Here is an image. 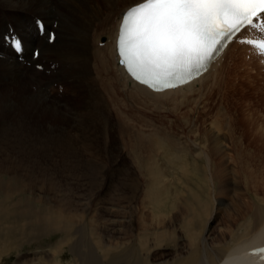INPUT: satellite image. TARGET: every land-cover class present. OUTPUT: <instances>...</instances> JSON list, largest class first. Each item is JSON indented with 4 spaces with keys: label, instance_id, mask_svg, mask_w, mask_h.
<instances>
[{
    "label": "bare ground",
    "instance_id": "bare-ground-1",
    "mask_svg": "<svg viewBox=\"0 0 264 264\" xmlns=\"http://www.w3.org/2000/svg\"><path fill=\"white\" fill-rule=\"evenodd\" d=\"M139 1L141 0H0V139L17 138L22 141L30 140L33 142L34 157L37 158L38 165L48 171V173H52L55 167L52 161L53 157L57 156L59 152H66L69 149L71 138H93L98 129H104L109 133L111 129L114 130L119 126L113 112L114 106L120 110V113H129V110L133 109L135 104H138L142 106L143 110L150 108V111L154 110L156 112V110L161 111L162 109H166L169 110L171 115L173 110L179 112L182 106L194 102V98L191 97L196 91L198 82L202 83L208 77L214 67L216 68L229 51L232 44L217 57L209 70L199 78L178 88L154 91L148 86L137 82L127 73L125 68L118 63L116 52V38L120 15L127 7ZM37 17L46 19V31L43 35H40L37 31L35 23ZM11 26L24 38L22 53L24 60H20L14 49L6 43L4 35L8 33ZM50 29H55L57 32L53 42L48 41L47 38ZM102 39H106L103 45L100 43ZM34 46L41 48L37 58L33 57ZM39 63H42V68L37 67ZM224 71L228 72L227 70L220 72L214 84L205 92L206 100H212L215 93L220 92L222 87H224ZM61 86L63 87L62 89H60ZM177 95L181 96L177 97ZM257 96V93L228 94L226 104L227 132L223 136L219 135L218 132L209 134V137L212 135L211 143L213 148L217 149V151L225 147L222 145L224 141L228 142V148L225 147V156L228 161L227 164H229L228 173H226L227 178L226 180L219 179L216 175L217 170L215 173L212 172L209 175L207 165L196 161L199 164V168L193 169L203 172L201 174L207 183L208 194L206 197L208 198L206 201L200 197L197 198L195 204L198 203L200 210L190 215L195 220L191 218L188 221L187 219L186 227L183 224H179V229L181 225V228L186 230L184 231V233L186 232V236L185 238L178 236L181 238L180 241L182 242L183 249L178 248L175 251L173 260H168V258L164 262L150 260L149 249L152 248L150 244H155V246L161 244V241L165 240V237L168 238L170 234L168 233V227L171 229V225L164 221L168 214L164 212L167 210H164L166 203L162 198V195L166 191L164 185H161L164 175L154 165L147 167V174H151L152 185H150L149 189H147L149 185L146 188L148 190L146 191L147 201H149L153 209L151 214H143L142 218L151 219L156 225H153L148 220H141L138 225L140 228V234L138 235H140L141 241L139 247L132 249H128L129 244L127 246V243L130 240L127 242L126 239H131L134 236V222L138 212L137 207H131L128 213L126 209L123 212L124 219L117 222L106 216L118 215L121 211L114 212L109 207L101 206V212H98L99 217L103 215V220H100L102 221L101 224L94 223L93 220L97 218L91 220L95 224H93L95 227H92L93 232L91 234L95 231L96 237H93L97 238V243L101 244L99 246L101 248L88 249L89 251L73 249L71 242V230L75 227L73 226V218L75 216L76 219L78 217L82 221L81 218H83L84 214L78 212L77 209L74 212L68 210L71 207L70 202L67 204L68 206L60 203V207H56L55 197L57 195L54 196L55 191L53 192L54 194L50 193L52 191V187L49 188L50 186L48 187L49 192L46 191L47 189L45 190L48 193H45L46 196H44L45 204L42 208L41 206L38 208L36 205L29 203L31 197L25 193L29 188V182L26 180L31 179V177L20 172L16 173L17 175L14 178L7 177V179L2 181L5 184H0V188L4 192L6 191L8 195L10 194L12 200L10 199L9 204L6 203L9 200L8 196L6 198L3 196L5 200L2 198L0 200V264H2V258L5 255L9 256L12 253L17 254L15 256L18 257L15 264H34V261H39L43 264L41 262L44 259L43 257H45V264H264V259L261 258L259 253L250 251L253 246L264 243V172L259 175L261 170L259 168L260 160H262L261 156L264 155V134L259 133L258 130L257 132L254 130L256 129L254 128L255 122L244 118L239 119L236 115L237 111H242L240 107H245L247 101H254ZM244 114L242 113L241 115ZM159 116L161 115H158L159 121H157L161 122L160 124L164 125L165 128L167 127L170 133L175 132L176 127H178L175 125V122L178 120L170 121L165 116ZM197 120H200V123L202 122L201 113ZM247 127H250L252 131L249 132ZM202 135L206 136L205 133L200 132L199 137ZM17 139L14 144H16ZM17 151H19V147ZM217 151L214 152L216 153ZM89 155L91 157L93 153ZM118 155L119 159L122 158L121 154ZM198 156L204 157V153L201 151ZM205 158L208 157L206 156ZM23 161L25 160L23 159ZM97 162L99 163V161ZM24 163L26 164V162ZM55 163L57 162L55 161ZM18 170L16 169L15 172ZM8 171L10 172V170ZM240 172L244 173L246 187L242 182L241 176H239ZM36 174L35 176L33 175L35 178ZM71 177L73 178L74 176ZM75 177L73 179H76L78 176ZM99 182L101 183V181ZM162 187L163 191L165 190L164 193L162 192ZM200 188L202 187L200 186ZM6 192L5 195H7ZM223 192L228 195V199L225 198L224 200V197L220 198L222 197L220 194L222 195ZM101 193L103 192L101 191ZM250 194L257 199V202L254 201L255 199L253 200ZM167 195L170 194L167 193ZM167 195L165 198L168 197ZM119 197L121 196L119 195ZM175 197L178 196L176 195ZM213 197L219 200L220 206L223 207L225 205L226 207L227 221L225 226H221L223 229H220V226L218 227L220 230H216L215 225L217 222L213 225L215 220L210 227L206 226L214 212V210L212 212L210 206L213 201L211 203L209 201ZM92 201L90 199L87 202L80 201L81 203H77H80L82 211L85 213L91 207ZM192 202L194 201H191V204ZM221 210L220 207V210H217V212ZM93 212L97 214V212ZM189 213L191 214V212H188L187 215ZM184 214L181 215L184 216ZM185 217L187 218L186 215ZM138 220L137 222H139ZM95 221L98 222L97 220ZM74 223L76 222L74 221ZM160 225H163L161 227L162 230L160 229ZM57 230L60 233L62 232L63 237L57 240L55 244L47 245L48 248L54 247V249L46 251L47 246L43 245L42 239L40 240L39 238L38 240L37 237L51 236ZM171 236L173 237L174 234ZM171 236L169 237L171 238ZM134 237L137 238V236ZM167 242L170 243L169 240ZM172 242L171 244H173ZM33 243L37 244L36 249H33V255L31 256L27 252L23 253L25 245L31 246L30 244ZM66 247H69V249H65ZM96 247L98 246L96 245ZM63 254H68L70 257L65 263H63ZM161 255L160 257H167L170 255V252L164 251Z\"/></svg>",
    "mask_w": 264,
    "mask_h": 264
},
{
    "label": "rangeland",
    "instance_id": "rangeland-1",
    "mask_svg": "<svg viewBox=\"0 0 264 264\" xmlns=\"http://www.w3.org/2000/svg\"><path fill=\"white\" fill-rule=\"evenodd\" d=\"M105 41H106V39H105ZM242 49L246 51L247 57L239 56L238 54H241V53L237 54V52L239 50H242ZM250 55H252L250 50L245 49V48H238L237 49V48L232 47L231 49H229V51L226 53V55L222 58L223 59L222 60V66L219 67V65H218L219 68L216 66L217 68L214 71H212V73L202 83H200L199 86H196V91L194 92L193 96L191 97V98H194V102L190 103L189 105L182 106L179 112L173 110V113L171 112V115H170L169 110L162 109L161 111L156 110V112H154V110H151L152 111L151 112L150 108H148V110L147 109L143 110L142 106H140L138 104L137 105L135 104V107H133V109L129 110V113H127V112L126 113H124V112L120 113V110L114 106L113 112L115 113L116 122L119 124V126L116 127L114 130L111 129V131L109 133H107L104 129H98L96 134L93 135L94 136L93 138L92 137L91 138L90 137L71 138L70 144H69V149H67L66 152L65 151L59 152L57 154V156L55 155L53 157L52 161L55 164V167L52 170V173L51 172L48 173V171L44 170V168L42 169V167L40 165H38V162L36 161L37 158L34 157L35 153H34V146H32L33 142H31L30 140H26V141L23 140L22 141V140L17 139V138L4 139V140L0 139V162H1L0 163V166H1L0 167V172H1L0 184H2V185L5 184V182L2 183V181H4V179H7V177L8 178L9 177L14 178V176H16L19 172L22 174L24 173V175H29L31 177V179L29 178L30 181L28 179L26 180L27 182H29L28 183V187H29L28 189L29 190L26 188L27 190L25 192L27 194V196L31 197V200H29V203L36 205L38 208H40V206H41V208H42L43 205L45 204V201H44L45 200L44 196H46L45 193L48 194L47 193V192H49L48 187L50 186L49 188L52 187L51 188L52 191L50 193H53L55 191L54 192L55 194L53 193L54 196H56V195L58 196V197L57 196L55 197L56 207L59 208L61 204L67 205L70 202L71 207H69L68 210H72L74 212V210L77 209L78 212L84 214L83 218H81L82 221L80 219H78V217H77V219L75 218V216L73 218L74 221L76 222V223H74V221H73V224H74L73 226H75V227H73L71 230V233H72V237H71L72 241L71 242L73 244V249H83V250L89 251L91 249H98V248L100 249L101 248V247H99L101 244L97 243L98 242L97 238H95L96 237L95 231L93 234H91V233L93 232L92 227H95L94 226L95 224H101L102 221H100V220H103L102 219L103 215H100V217H99V213H98V212H101V209L103 206L111 208L114 212L121 211V213L118 215L114 214L113 216H108V215L106 216L107 218L114 219L117 222L124 219L125 216H124L123 212L126 211V209H127L126 212L128 213L130 211V208L135 206L138 208L136 220L134 222V224H135L134 236H137V238H135L133 236L131 239L130 238L126 239L127 242L130 240V242L127 243V246L129 244L128 249H132L134 247H139V243L141 241L140 235H138V234H140L139 233L140 228L138 227V225L140 224L141 220H146V221L148 220V219L142 218L143 214H151L152 213L151 211L153 208L150 205L149 201H147L148 199L146 197V191H148V190H146V188L149 185V187L147 188V189H149L150 185H152L151 174L150 173L147 174V172H148L147 167H151V166L156 165L159 168L160 172H162V174L164 175V179L162 180L163 182L161 185L162 186L164 185V189H166V191L164 190L165 191V193H164L163 187H162V192L164 193V194L162 193L163 194L162 198L165 200L164 202L166 203L164 210L165 209L167 210L164 212L166 214L168 213L167 218L164 221L167 224L171 225V229H170V227H168V233H170L171 235L174 234L175 237L173 236L174 237L173 238L170 234H169V236H171V238L169 236H168V238L165 237L164 239L166 241L163 240V241H161V244L156 245V246H159V247H157L159 250L156 248L155 244H150L152 246V248L149 249L150 250V260H156V262L167 261V258H168V260H173L175 257V251H177L178 248L183 249L182 245H181L182 242L180 241L181 238H179V237L181 236V237L185 238V236H186V232L184 233V231H186V230L181 228V225H180V229H179V224H183L186 227L187 222L191 218L193 220H195V218L190 216V215L196 213V211L199 212V210H200V208H199L200 206H198V203L195 204L197 202V198L200 197L202 200H205V201L208 198V197H206L208 194L207 183L203 179V175L201 174L203 172H201V171L199 172V171H196V169L195 170L193 169V168H199L198 167L199 164H197L196 161H198L200 163L203 162L207 165V168H208L207 171L209 172V175L212 172L215 173L217 170L216 175L218 176L219 179L226 180V178H227L226 173H228L227 170H228L229 164H227L228 161H227L226 156H225V153H226L225 149L228 148V142L224 141V143L222 145L225 146L226 148L223 147V148L218 149V151H219V153H218L217 149L213 148V145L211 143L212 135L209 137V134H211L213 132H218L219 135L223 136L227 132L226 104H227V96L229 93H257L258 94V96L254 99V101H247L245 104V107H242V108L240 107V109H242V111L241 110L239 112L237 111L238 113L236 112V115L239 119L244 118V119H247L248 121L255 122L254 128H256V129H254V130H256V132L258 130L259 133L264 134V65H262L259 62L260 61L259 58H257L256 56L251 58ZM223 70L228 71V72L224 71V74H225V81H224L225 85H224V87H222L220 92L215 93V96L213 97L212 100H206V93L205 92L207 91V89L211 85L214 84V82L216 81V79L218 77V74H220V72H223ZM180 96L181 95H177V97H180ZM208 101H209V103H208ZM249 105H251V106H249ZM247 108H250V109H247ZM243 111L246 113L244 114ZM200 113L202 114V118H203L201 123H200V120L199 121L197 120ZM242 113L246 116V118L244 115H241ZM128 114H129V116H128ZM159 114L161 115L159 117L165 116L170 121L178 120V121H176L177 123L175 122V125L178 126V127H176L175 132L170 133L167 127H166L167 128L166 129L164 125L160 124L161 122L160 123L158 122L159 121L158 120ZM177 115H178V117H177ZM159 119H161V118H159ZM250 119H252V120H250ZM211 127L213 130L210 129ZM247 130L249 132L252 131V129L250 127H247ZM199 131L205 133L206 136L202 135L201 137H199L200 136ZM198 133H199V135H198ZM16 139H17L16 144H14ZM5 140H7V141H5ZM90 140H92V141H90ZM4 146H7V147L4 148ZM8 146L9 147L11 146V147L9 148ZM16 146L19 147V151H17L18 147H16ZM86 151H87V153H86ZM201 151L204 153V157L198 156V154ZM214 151H217V152L215 153ZM222 151H223V153H221ZM114 152H116V153H114ZM92 153H93V155H92ZM212 153H213V155H212ZM89 154H91L92 156L90 157ZM105 154H107V155L105 156ZM118 154H121L122 158L119 159ZM170 155H172V156H170ZM206 156L208 158H205ZM87 157H89V158H87ZM22 158L25 161H23ZM90 158H92V159H90ZM93 158L96 160H94ZM172 158H173V160H172ZM261 158H262V160H260L261 162H260L259 168H261L262 171L259 169L260 170L259 175L264 172V155L261 156ZM211 160H214V161H211ZM55 161L58 164L55 163ZM97 161H99V163ZM24 162H26V164ZM28 162H30V163H28ZM69 162H70V164H69ZM100 163H102V164L100 165ZM184 164H186V165H184ZM31 165H32V167H31ZM224 165H227V166H224ZM28 166H29V168H28ZM211 166H212V171H211ZM221 167H222V169H221ZM110 168H112V169H110ZM4 169H5V171H4ZM16 169L17 170L19 169L20 171L18 170L17 172H15ZM92 169H93V171H92ZM8 170H10V172ZM220 170L224 174H222L220 172ZM3 171H4V173H3ZM40 171H41V173H40ZM43 171H45V172H43ZM66 173H67V175H66ZM128 173H130V174H128ZM35 174H36V178L34 177ZM49 174H51V175L48 176ZM89 174H91V175H89ZM240 174H239V176H241L242 182H243L244 186L246 187V181H245L244 173L240 172ZM54 175H55V177H54ZM57 175H58V177H57ZM70 175L74 176V177L75 176L76 177L78 176V177L77 178L75 177L76 179H73L74 177L72 178ZM2 176H4V177H2ZM149 177H150V180H149ZM122 178H124V179H122ZM99 181H101V183L103 181V183L101 184ZM149 181H150V183H148ZM165 181H166V183H165ZM45 182L47 185L45 184ZM125 183H126V185H125ZM104 184H105V186H104ZM42 185L44 186V188ZM95 185H96V187L98 185L99 186L96 188ZM124 185H125V187H124ZM212 185H213V182H212ZM200 186L202 188H200ZM53 187H55V188H53ZM93 187H95V188H93ZM166 187H168V188H166ZM0 191H1L0 200H1V198L2 199L4 198L3 196H5V198H6V196H8L9 200H7L6 203L9 204L10 203L9 201L12 200L11 199L12 197L10 196V194L8 195L7 192L5 191L7 194V195H5L4 190L1 188H0ZM101 191L103 193H101ZM198 191H200V192L198 193ZM31 192H34V193H31ZM140 192H141V194H140ZM201 192H202V194H201ZM36 193H37V196H36ZM62 193H63V196H62ZM167 193H169L172 197L170 195H167ZM203 193H205L206 195L205 194L203 195ZM165 194L168 197L165 198V196H166ZM194 194H195V196H194ZM95 195H97V196H95ZM119 195L121 197H119ZM122 195H123L124 199H123ZM176 195L178 197H175ZM223 195H225V196H223ZM226 195L227 194L223 192L222 195L220 194V196H222V197H220V196H218V197H220V198L224 197L223 199L225 200V198L228 199V195H227V197H226ZM93 196H95V197H93ZM250 196L253 198V200L255 199L252 196V194H250ZM202 197H204V198H202ZM143 198H144V200H143ZM145 198H146V200H145ZM40 199H42V200H40ZM79 199L81 202H83V201L87 202L90 199H92L93 200L92 204H90L91 209L89 208L84 213L82 211L83 210L82 207L80 206L81 202L79 201ZM185 199L186 200L189 199V200L186 201ZM3 200H5V199H3ZM117 200H119V201H117ZM191 201H194V202H192V204H191ZM209 201H210V203L213 201L211 203L212 205L210 204V206H211L212 212H213V210H214V212L212 213V217L208 220V223L206 224V226L210 227V225H212L213 221L215 220V223H213V225H215L217 222V224L215 225L216 230L219 229L218 228L219 226H220V229H223V228H221V226L222 227L225 226L226 221H227L226 207H225V205H223V207L220 206L219 200L215 197H213L211 200L209 199ZM254 201L257 202V199H255ZM42 202H44V203H42ZM77 202H80V203H77ZM93 202H94V204H93ZM187 202H189V203H187ZM6 203H5V205H7ZM111 203H113V204H111ZM171 204H172V206H171ZM95 205H96V207H94ZM176 205H177V207H176ZM183 205L186 207L185 209H184ZM112 206H114V207H112ZM144 206L147 207V209H145ZM192 206H194V208H192ZM212 206H214L215 208L214 207L212 208ZM220 207L222 210L220 212H217V210L218 211L220 210ZM188 209H189V211H188ZM223 209H225V210H223ZM91 210H92V212L93 211H95V213L97 212V214H94V212L92 214ZM186 210L188 212H191V214L189 213V215H187L188 212ZM181 214H184V216H182ZM217 214H220V215H217ZM121 215H123V216H121ZM185 215L187 216V218L185 217ZM95 218H97V219H95ZM93 219L97 220L98 222H96ZM187 219H188V221H187ZM91 220H93L95 224L92 223L93 221H91ZM137 220L139 222H137ZM183 220H184V222L186 221L185 224H184ZM148 221L150 223H153V225H156L154 222L151 221V219H149ZM196 221H198V220H196ZM162 226L163 225H160L161 230H162V228H161ZM174 227H176V228L174 229ZM177 227L180 230V232L177 229ZM93 230H94V228H93ZM176 235H177V238H176ZM49 236H45V237L38 236L37 238H38V240H39V238H40V240L42 239V244L47 246L50 244H55L57 240H59L63 237V234H62V232L60 233V231L57 230L55 233L51 234L50 237ZM93 236H95V237H93ZM172 238L176 240L177 244L175 243V240L173 241ZM92 239H93V241L95 240L94 243H93ZM168 240L170 243L167 242ZM43 241H44V243H43ZM116 241H118V239H116ZM163 242H165V244H163ZM166 242H167V244H166ZM171 242L174 244L175 247L176 246L177 247L175 248L174 246H172L173 244H171ZM92 243L94 246L91 245ZM30 245L31 246L25 245L23 253L27 252L28 254H30L32 256L33 252H34L33 249H36L37 244L33 243ZM96 245L98 247H96ZM46 248H47V250L45 249L46 251H51L52 249H54V247L48 248V246ZM65 249H69V247H66ZM118 249H120V248H118ZM208 249H210V248H208ZM184 250H182V251H184ZM164 251H169L170 255H168L167 257H164V256L160 257V256H162L161 254ZM15 255H17V254L12 253L9 256L5 255L2 258V264H13V263L15 264V262L18 260V257ZM155 256H157V257H155ZM63 257H64L63 263H65L67 260L70 259L68 254H65V255L63 254ZM158 257H160V258H158ZM43 258L44 259H42L41 262H43V264H45L46 263L45 257H43ZM34 262H35L34 264H42L39 261H34Z\"/></svg>",
    "mask_w": 264,
    "mask_h": 264
},
{
    "label": "snow or ice",
    "instance_id": "snow-or-ice-1",
    "mask_svg": "<svg viewBox=\"0 0 264 264\" xmlns=\"http://www.w3.org/2000/svg\"><path fill=\"white\" fill-rule=\"evenodd\" d=\"M246 28L259 36L241 42L264 55V0H142L122 15L117 49L135 80L163 91L207 71ZM10 39L22 54L20 39Z\"/></svg>",
    "mask_w": 264,
    "mask_h": 264
}]
</instances>
